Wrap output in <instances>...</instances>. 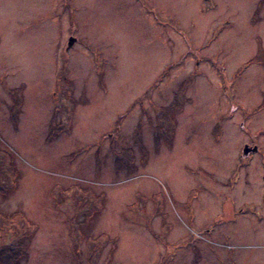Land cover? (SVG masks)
I'll return each instance as SVG.
<instances>
[{"label":"rangeland","instance_id":"obj_1","mask_svg":"<svg viewBox=\"0 0 264 264\" xmlns=\"http://www.w3.org/2000/svg\"><path fill=\"white\" fill-rule=\"evenodd\" d=\"M0 264H264V0H0Z\"/></svg>","mask_w":264,"mask_h":264},{"label":"flooded vegetation","instance_id":"obj_2","mask_svg":"<svg viewBox=\"0 0 264 264\" xmlns=\"http://www.w3.org/2000/svg\"><path fill=\"white\" fill-rule=\"evenodd\" d=\"M255 151H257V147L256 148H252V151L251 152H255ZM250 206H251L252 210H254V212H256L258 214V210H256L254 208L253 204H251Z\"/></svg>","mask_w":264,"mask_h":264},{"label":"water","instance_id":"obj_3","mask_svg":"<svg viewBox=\"0 0 264 264\" xmlns=\"http://www.w3.org/2000/svg\"><path fill=\"white\" fill-rule=\"evenodd\" d=\"M74 40H75L74 38H71V39H70L69 46L72 45V44L74 43ZM246 152H248V149H246Z\"/></svg>","mask_w":264,"mask_h":264}]
</instances>
